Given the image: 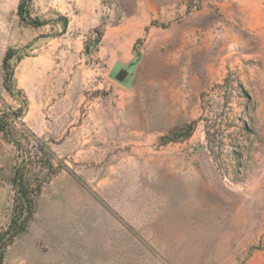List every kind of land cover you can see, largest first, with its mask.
Masks as SVG:
<instances>
[{
  "label": "rangeland",
  "instance_id": "374dc122",
  "mask_svg": "<svg viewBox=\"0 0 264 264\" xmlns=\"http://www.w3.org/2000/svg\"><path fill=\"white\" fill-rule=\"evenodd\" d=\"M19 2L0 232L22 159L35 211L2 264H264V0Z\"/></svg>",
  "mask_w": 264,
  "mask_h": 264
},
{
  "label": "trees",
  "instance_id": "16d2710c",
  "mask_svg": "<svg viewBox=\"0 0 264 264\" xmlns=\"http://www.w3.org/2000/svg\"><path fill=\"white\" fill-rule=\"evenodd\" d=\"M29 0H20L17 6V14L21 19L28 20L29 16L26 12V4ZM33 23L39 22L33 20ZM13 56V50H7L3 60L2 67L4 71V83L6 89L12 93L13 84V68L10 67V58ZM22 109L18 110H3L0 113V131L4 138L12 142L20 151H23L22 144L18 137L15 136L16 124L21 122ZM27 162L22 159L16 168L12 178V185L14 189V197L12 204V212L10 221L7 227L0 232V264H2V258L4 255V249L13 238L20 232L25 230L29 220L35 211V200L33 196V186L29 179L26 178ZM40 183L36 186V191L40 190Z\"/></svg>",
  "mask_w": 264,
  "mask_h": 264
},
{
  "label": "water",
  "instance_id": "95a60500",
  "mask_svg": "<svg viewBox=\"0 0 264 264\" xmlns=\"http://www.w3.org/2000/svg\"><path fill=\"white\" fill-rule=\"evenodd\" d=\"M126 74H127V71L125 70V69H120L117 73H116V75H115V77H116V79H118V80H123L124 79V77L126 76Z\"/></svg>",
  "mask_w": 264,
  "mask_h": 264
}]
</instances>
